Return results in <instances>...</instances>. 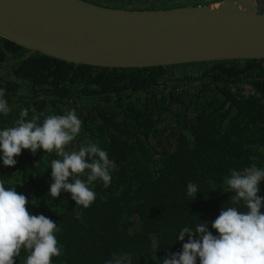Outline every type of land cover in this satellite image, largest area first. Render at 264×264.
Wrapping results in <instances>:
<instances>
[{
	"label": "trees",
	"instance_id": "trees-1",
	"mask_svg": "<svg viewBox=\"0 0 264 264\" xmlns=\"http://www.w3.org/2000/svg\"><path fill=\"white\" fill-rule=\"evenodd\" d=\"M22 50L0 38V64ZM175 67L104 69L35 54L0 75L11 108L0 128L21 119L40 125L74 109L82 130L67 150L95 143L115 162L110 186L94 183L96 199L84 208L70 191L50 195V162L62 159L55 150L22 149L12 166L0 158V181L25 195L30 214L60 228L53 264H106L114 253L130 254L132 264H164L198 225L216 234L211 224L223 209L247 211L226 181L232 170L264 167V59L199 63L169 77ZM24 83L27 95L19 94ZM22 109L28 116H19ZM259 187L264 198V180ZM185 227L193 232L177 239ZM27 255L22 248L15 264Z\"/></svg>",
	"mask_w": 264,
	"mask_h": 264
},
{
	"label": "water",
	"instance_id": "water-1",
	"mask_svg": "<svg viewBox=\"0 0 264 264\" xmlns=\"http://www.w3.org/2000/svg\"><path fill=\"white\" fill-rule=\"evenodd\" d=\"M196 1L155 9L90 0H0V38L23 49L0 71L11 67V74L35 54L136 70L264 59V0Z\"/></svg>",
	"mask_w": 264,
	"mask_h": 264
},
{
	"label": "clouds",
	"instance_id": "clouds-1",
	"mask_svg": "<svg viewBox=\"0 0 264 264\" xmlns=\"http://www.w3.org/2000/svg\"><path fill=\"white\" fill-rule=\"evenodd\" d=\"M4 92L0 88V116L11 111L8 101L3 99ZM28 114L27 109H22L19 116ZM82 124L74 109L63 115H48L40 125L35 120H16L15 126L0 128V158L4 165L12 166L22 149L33 153L41 147L49 153L55 150L62 159L50 162L54 178L50 195L57 197L62 189L70 191L77 205L87 208L96 199L94 183L110 186L115 162L95 143H88L78 151L67 150L66 146L81 133ZM70 176L74 177L73 183L68 182ZM262 179L264 167H245L242 172L232 170L226 185L235 192V200L244 202L247 211L236 207L223 209L211 224L216 234L209 231L206 223L198 225L196 235H190L183 244L182 253L164 264H197V260L199 264H264V212L261 211L264 198L257 195ZM5 185L6 182L0 181V264H15L14 257L20 255L22 248L28 253L23 264H53V257H59L62 251L57 239L60 228L43 214H30L25 195ZM196 190L190 184L188 194L191 196ZM192 232L193 229L185 227L177 239L184 240ZM125 260L132 264L130 254L114 253L106 264H124Z\"/></svg>",
	"mask_w": 264,
	"mask_h": 264
},
{
	"label": "rangeland",
	"instance_id": "rangeland-1",
	"mask_svg": "<svg viewBox=\"0 0 264 264\" xmlns=\"http://www.w3.org/2000/svg\"><path fill=\"white\" fill-rule=\"evenodd\" d=\"M94 1L98 4H103L107 6L112 7H120V8H167L172 6H179L189 3H195L196 0L192 2L193 0H90ZM11 68V67H9ZM7 67H4L0 73L8 77L10 75V70ZM193 69L194 67L190 66H177L175 68L169 69V77H174L182 74L183 72L193 73L195 72ZM30 91V86L28 83H24L23 88L19 91V94L21 95H27ZM262 179L261 181H263Z\"/></svg>",
	"mask_w": 264,
	"mask_h": 264
},
{
	"label": "flooded vegetation",
	"instance_id": "flooded-vegetation-1",
	"mask_svg": "<svg viewBox=\"0 0 264 264\" xmlns=\"http://www.w3.org/2000/svg\"><path fill=\"white\" fill-rule=\"evenodd\" d=\"M94 2V1H93ZM107 6V5H106Z\"/></svg>",
	"mask_w": 264,
	"mask_h": 264
}]
</instances>
